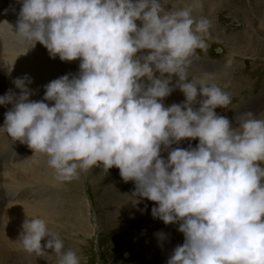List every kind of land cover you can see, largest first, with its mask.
<instances>
[{
	"label": "clouds",
	"instance_id": "1",
	"mask_svg": "<svg viewBox=\"0 0 264 264\" xmlns=\"http://www.w3.org/2000/svg\"><path fill=\"white\" fill-rule=\"evenodd\" d=\"M198 6L23 0L15 32L32 45L39 41L52 58L80 59V71L45 85L41 101L29 99L27 74L16 78L19 95L0 96V105H13L0 129L44 154L59 182L94 167L104 173L118 167L125 182H135L136 195L156 202L154 218L180 222L184 243L167 264H264V119L243 112L233 127L215 111L231 104L230 95L189 80L192 57L207 49L211 27L208 18L193 15ZM175 87L185 100L165 107L162 100ZM186 138L199 142L171 148ZM22 228L18 240L26 252L44 256L52 249L58 264H81L46 220L30 218Z\"/></svg>",
	"mask_w": 264,
	"mask_h": 264
},
{
	"label": "rangeland",
	"instance_id": "2",
	"mask_svg": "<svg viewBox=\"0 0 264 264\" xmlns=\"http://www.w3.org/2000/svg\"><path fill=\"white\" fill-rule=\"evenodd\" d=\"M187 1L200 4L197 19L208 18L211 22L208 35L215 32L214 42L207 41V35V49L198 50L192 57L189 80L192 77L205 80L230 95L231 104L226 108L217 107L215 111L227 117L233 127H238L236 118L243 112L251 111L257 118L264 119V0H172L170 4ZM22 2L0 0V84L7 78L10 87L8 91H0V96L9 91L19 95L20 89L16 88L14 80L27 74L32 80L28 85L32 90L29 99L41 101L46 91L44 86L57 79V58H52L39 41L32 45L15 32ZM164 8L171 10L168 6ZM136 23L141 26L139 20ZM62 66L66 67L58 71L70 78L74 76L70 63ZM178 79L173 76L172 84ZM184 100V93L175 87L162 103L168 107ZM44 102L54 104V101ZM0 106L4 126L5 113L13 105ZM193 107L198 108L199 104ZM198 142V138H186L172 146L195 147ZM16 145L10 156L23 154L18 158L5 155L8 160L6 169H0V183L26 186L39 193L8 199L29 205L20 212L10 204H0V251L9 257L5 260L8 264H58L52 249H45L44 256H39L23 252L22 245L17 247L19 241L14 248L6 246L9 238L20 236L25 220L34 217L46 220L50 231L63 239L65 250H74L81 257V264H167L174 248L184 243L182 232H169L170 223L152 216L156 202L136 195L135 182H125L118 167L113 166L107 173L102 167H94L81 172L71 182H59L44 154L33 152L22 142ZM160 155L167 158L168 151ZM3 172H7L6 179ZM159 233L165 234L163 239ZM47 239L42 240V245Z\"/></svg>",
	"mask_w": 264,
	"mask_h": 264
},
{
	"label": "bare ground",
	"instance_id": "3",
	"mask_svg": "<svg viewBox=\"0 0 264 264\" xmlns=\"http://www.w3.org/2000/svg\"><path fill=\"white\" fill-rule=\"evenodd\" d=\"M162 2H163V5L165 7L168 6V8L170 7V9H172V8H182V7H186V6L190 5V4H192V3H188V1L186 3H177L176 5H171L170 4V2H172V0H162ZM202 7H203V5H202ZM200 12H201V9L200 8L197 9V7H195L194 8V11H193V15L197 18L198 13H200ZM214 36H215V32L212 33V34H210V35H208L207 41L211 40V42L213 43L214 40H212V39L214 38ZM205 39H206V37H205ZM231 41H233L232 38H231ZM232 44H233V42H232ZM148 51H150V50H147V49L142 50L141 52L137 53V55L147 54ZM56 58H57V63L55 65L57 66V68H56L57 71L55 70L56 71L55 74H56L57 78L65 75L63 72L58 71V70H60L58 68L66 67V66H62V65H68L69 63L72 65V69L74 70V75H77L79 73V71H80V68H79L80 59L63 62L59 58L58 55L56 56ZM64 69L65 68H63V70ZM143 79H144L145 84L150 83L149 81H147L146 78H143ZM7 82H8L7 78H4L3 80H1V83L3 85L0 84V91L3 92V91H8L10 89L9 85L7 84ZM2 120H3V114H2V110L0 108V127H3ZM16 142H20V141H18V140H15V141L12 140V138L9 135H6V133L2 129H0V169L1 170H5L6 169L5 161H7L8 158H6L5 155H7L10 158H18V157H21L22 156L23 153H21V152H18L17 155L10 156L11 155L10 154L11 149H13V147H17ZM173 147L174 146H171V148H173ZM171 148H169L167 150H162L161 151L162 154H163V152H167V151L171 150ZM162 149H163V146H162ZM30 162L33 163V160H31ZM6 173L7 172L1 173V174H3V178L4 179H6V176H7ZM37 191L38 190L26 189V186H23V187H20V186H12V185H10L7 182H1L0 183V204H10L11 208H13L15 211H19L20 212V211L28 208L29 205L28 204H25L24 202H17V201L12 202V200L9 201L8 199H15V198L20 197V196H32V195L38 196L37 194L39 192L37 193ZM179 223L180 222L177 221L175 223L168 224L169 225V229H168L169 232H171V231H176L177 232L178 231V228H179ZM10 237H12V236H10ZM19 237L20 236H18L17 238H9L10 241L7 243L6 246H8L10 248H12V247L14 248V246H16L17 241H19L18 240ZM168 239H170V237H167V240ZM20 245H21L20 243L17 244V247H19ZM19 249H21V248H19ZM22 251L23 252H26L25 250H22ZM1 255H2V253L0 251V264H6L7 262L5 260L8 261V258L9 257L8 256H4V255H2L3 257H1ZM11 255H10V259H11Z\"/></svg>",
	"mask_w": 264,
	"mask_h": 264
}]
</instances>
